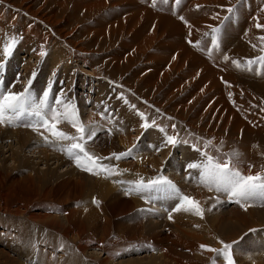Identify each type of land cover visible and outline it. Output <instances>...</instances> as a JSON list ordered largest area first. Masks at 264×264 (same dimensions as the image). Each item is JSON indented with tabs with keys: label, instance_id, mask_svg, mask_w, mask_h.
Instances as JSON below:
<instances>
[{
	"label": "rangeland",
	"instance_id": "rangeland-1",
	"mask_svg": "<svg viewBox=\"0 0 264 264\" xmlns=\"http://www.w3.org/2000/svg\"><path fill=\"white\" fill-rule=\"evenodd\" d=\"M58 1L0 0V58L4 59L3 44L13 37L17 41L16 48L25 51L28 57L26 62L20 63L21 71L19 76L17 75L12 91L17 92L21 89L22 76L31 75L35 69L33 67L36 65L35 60L41 59L42 71L35 83L46 78L47 73L50 77V73L58 71L54 79L56 81L58 77L66 79L65 91L67 89L75 91V87L78 86L79 89H89L96 94L91 108H96L101 97L109 98L107 104L111 103L113 123L108 131H102L97 127L96 122L100 123V120L86 111L88 107L84 106L82 100L79 103L75 101L74 106L78 108L80 120L96 129V137L87 147L89 152L103 158L135 145L136 154L138 150L140 153L139 156H135V160L124 159L117 162L115 159L102 160V163L115 166L121 173L106 179L104 173L93 175L73 167L70 164L74 163L73 160L68 157L63 159L62 154L60 156L53 151V147L59 143L52 142V147L47 148L49 146L46 144L42 145L45 141L25 128L0 126V209H3L0 210V264H213L216 254L201 248V245L220 249L222 248L220 241L233 244L235 264H264L262 256L264 203L253 200L245 202V207L227 206L226 193L209 191L200 184V180L193 177L190 178L192 181L190 183L185 176L198 173L197 176L200 178L199 169H190L188 165L204 162L206 158L201 155V151H207L209 155L217 158L221 156L222 161L219 159L221 162L228 160L233 152H237L238 160L232 158V162L242 174L250 175L244 173V167L254 173L253 175L264 174V136L255 140L250 135L254 132L246 131V128L251 130L258 125V134L264 133V80L256 75L255 71L240 70L232 63L246 62L243 60L226 61L232 66V69L229 68L232 70L231 77L215 67V65L219 67L217 64L219 58L228 57L231 52L238 56L255 55L253 45L257 47L261 40L253 39L254 35L264 33V28H256L257 23L264 25V11L258 10L259 0H252L254 1L252 4H249L250 0H242L241 3L238 0H182L175 11L171 10L168 3L157 2L158 7L160 4L162 5L160 8L165 7L164 12L148 10L147 6L151 5L148 0H124L123 4L118 0H101L104 8H95L91 11H87V6L94 4L91 0ZM75 3L86 6L81 8L83 12H77L72 8ZM10 4L19 5L20 8L15 9L21 15H25L27 12L25 9L29 8L30 12L33 11V16L36 14V18H51L55 27L50 23L53 25L52 29L36 19H31L33 22L31 20L18 22L9 14L17 12ZM261 4H264V0H261ZM208 5L210 7H207ZM151 7L153 6L149 8ZM191 7L199 8V11H193ZM229 7H235V14L222 25L223 18L229 15L226 11ZM109 10L115 11L117 16L114 20L117 22L127 18L130 20V17L133 18L140 11L144 13L141 20L137 19L132 27L125 28L130 31L144 29L141 31L151 33L152 37L147 38L150 41L144 46L143 52L138 51L139 44L135 48L132 47L137 42H129V36H125L127 35L125 29L116 30L103 40L101 35H94L95 29L91 28L85 32V27L97 24L100 15L104 22L97 24V32L104 28L108 29L111 23L117 27L116 22L109 21L110 18L107 16ZM169 10L170 13H175L169 15L167 12ZM189 12H195L190 14L196 15L197 19L190 20V15L187 14ZM182 14L184 19L198 25H203L204 19H215L216 27L225 30L221 34L220 49H213V55L207 52V49L211 48L210 34L209 37H205L204 34L206 31L211 33L210 29L214 26L208 27L204 22V31L191 33L188 26L186 30L184 29L186 24L184 19H180ZM248 15L256 20L255 24H252L254 20L251 22L252 25L247 21ZM12 16L17 17V14L14 13ZM148 17H151L150 21H144ZM158 18L165 19L164 28L169 29L177 25L180 30L178 37L177 32L173 31H167L166 36L161 35L162 31L157 28ZM65 20L68 24L64 23ZM201 20L203 21L200 22ZM235 20L237 22H234ZM37 23L40 36L31 34V29L37 28ZM63 23L67 28L64 26L65 31L61 34L59 30H63ZM229 26H235L236 29ZM51 29L57 35L67 33L65 38L67 41L72 39L74 43L72 46L80 48L82 45L84 50H87L80 53L84 61L78 57V53L76 58L72 57L74 52L71 46L67 44L65 46L60 40H52V37L48 40L43 32H50ZM144 34H141V40L146 39ZM247 39L251 40L248 44ZM244 46L247 50L242 51ZM180 49H183V54L179 53ZM116 50L120 51L119 58L113 56ZM63 51L66 52L64 56ZM41 52L45 54L42 56ZM16 53L13 50L11 57L17 59L19 63L22 57L18 60ZM57 53L62 59L56 65L54 57L59 55ZM158 55L159 61L155 59ZM169 58L170 63L165 65L163 59ZM174 60L177 61V66L172 67ZM51 66L55 70H52ZM193 73L199 76V81L191 79ZM108 77L109 80L123 85L121 92L114 83L116 87L114 99L109 94L110 85L105 80ZM148 78H151L149 82L152 81L156 87L153 85L150 88L145 87L144 82ZM87 79H92L89 85L84 82ZM231 81L237 84L233 85ZM192 82L196 85L193 86ZM232 92L238 96L229 98L228 94L234 95ZM165 93L166 98L163 96ZM61 96L59 97L62 99L63 96H68V93ZM176 99L177 102L186 99L181 106L189 105L184 117H177L178 120L174 118L179 113L175 112ZM64 102L66 103V100ZM154 102L159 104L162 115L158 109L149 108ZM166 112L168 116L164 114ZM140 113L144 114L145 119L141 118ZM196 114L198 118L196 122H192V116ZM113 117L115 119H112ZM235 121L237 122L234 128ZM144 124L150 125L148 129L143 127ZM60 125H64L65 132L75 134V129L69 124ZM60 125L59 129L64 131ZM236 128L242 130V133L236 132L238 131ZM168 136L176 139L175 146L166 143ZM206 141L212 142L208 148L204 147ZM193 146L201 151H197ZM52 155L58 157L54 158ZM241 156L244 157L243 160H239ZM160 172L162 176L175 181L181 194L184 193L202 202L200 206L204 210L203 219L183 211L173 214L171 219H165L164 211L157 206L160 203L155 202V206H152L154 210L146 212L149 204L141 201L139 195L124 196L123 189L128 190L133 186L128 183L131 179L142 178L147 181L156 178ZM119 178L125 183H120ZM201 195L203 196L200 197ZM204 197L210 198L206 201ZM43 217H45L43 221L37 220ZM238 218L246 221L241 223ZM230 223L234 226L228 230L226 226L228 228ZM216 264H224L223 259L216 258Z\"/></svg>",
	"mask_w": 264,
	"mask_h": 264
},
{
	"label": "snow or ice",
	"instance_id": "snow-or-ice-1",
	"mask_svg": "<svg viewBox=\"0 0 264 264\" xmlns=\"http://www.w3.org/2000/svg\"><path fill=\"white\" fill-rule=\"evenodd\" d=\"M161 4H167L169 0H159ZM181 0H175L178 5ZM157 0H152V6L156 7ZM199 7V6H198ZM229 13L228 16L223 18L222 25L225 21H229L231 16L235 14V7H229L226 9ZM183 20V17H180ZM186 23V22H185ZM256 28H264V25L256 24ZM222 34V27L211 28V48L208 50V54H212V50L220 49V38ZM209 33H205L208 36ZM264 42V37H259ZM16 39L9 38L2 46L3 61H0V76H2L3 70L7 60L11 57L12 52L16 46ZM190 43H192L190 41ZM199 42H197L198 44ZM255 48L256 46L253 45ZM264 51V48L261 49ZM45 53L41 52L43 56ZM228 57H225L227 60ZM232 63L240 70L253 72L256 75H264V55L256 57L254 59L247 60L243 65L239 61H232ZM257 66V67H253ZM35 72L32 73L34 78ZM32 79H29L28 86H26L21 92H13L11 88H5L3 86V80L0 79V126L18 127L24 126L31 128L34 132H37L46 143L56 142L60 144L59 150L62 151L69 159L73 160L78 168L83 171L90 172L93 175L105 174V178H109L113 175H120L121 173L115 166L102 163V160H121L123 158L130 157L133 149H129L123 153H113L110 157H97L93 153L89 152L87 145L89 141H93L96 137V129L91 128L80 120L79 115L76 112L74 105L65 103L60 97L54 98V101L50 102L49 89L44 91L42 97L37 99L31 92ZM14 86V85H13ZM142 119H145L144 114H139ZM62 123L69 124L75 129V134L67 133L59 129V125ZM153 124L155 121L152 122ZM150 125L144 124L143 127H149ZM49 133L52 140H49V136L44 135V132ZM163 131V129H161ZM67 142V143H64ZM166 143H170L173 146L177 143L174 137L168 136ZM211 141H206L204 147L211 146ZM195 147V146H194ZM201 151L200 149H196ZM201 155L206 159L202 163H191L188 165L190 169L200 170V184L208 188L209 191L215 190L216 192L226 193L229 199L234 200L241 207H245V202L259 200L264 203V174L257 173L255 175L242 174L233 164L232 158H238L239 153L233 152L231 157L221 162L217 157L211 156L207 151H201ZM120 183H125L120 181ZM131 183L133 186L127 190V194L135 192L137 194L162 192L174 197L177 200L175 207L172 211L186 212L192 215H196L203 219L204 210L200 206V202L192 197L183 195L176 188V186L164 176H158L154 179H150L145 182L142 178ZM154 197H148L149 200ZM95 203H98L94 201ZM246 210V209H245ZM169 215V219H171ZM254 231V230H253ZM222 248L213 249L207 245H201V248L207 251L214 252L216 258H222L224 264H235L233 258V244L224 243L220 241ZM216 258L213 259V264H216Z\"/></svg>",
	"mask_w": 264,
	"mask_h": 264
},
{
	"label": "bare ground",
	"instance_id": "bare-ground-1",
	"mask_svg": "<svg viewBox=\"0 0 264 264\" xmlns=\"http://www.w3.org/2000/svg\"><path fill=\"white\" fill-rule=\"evenodd\" d=\"M58 1V0H57ZM62 0H60V2H61ZM64 1V0H63ZM78 1H82V0H78ZM91 1H94V4H89L88 6H87V11H91V10H93V9H102V8H104V6H102V3H101V0H91ZM113 1V0H112ZM116 1V0H115ZM119 2H124V0H118ZM36 2V1H35ZM59 2V1H58ZM74 2V1H73ZM140 2V1H139ZM254 1H252V0H250L249 1V4H252ZM10 3V2H9ZM83 3V2H82ZM88 3H90V2H88ZM114 3V2H113ZM116 3V2H115ZM13 4V3H12ZM12 4H10V6H11V8H20V6L19 5H12ZM23 4V3H22ZM65 4V3H64ZM63 4V5H64ZM106 4H108V3H106ZM123 4V3H122ZM24 5V4H23ZM83 5H85L84 3H83ZM105 5V4H104ZM150 5V4H149ZM158 5V4H157ZM156 5V7H154V9H152L153 7H151V8H149L147 5V8H148V10H151V11H153V12H158V11H163L164 10V8H160L162 5L160 4V7H158ZM74 7H72V8H74V10L75 11H77V12H83V10H81V8H84V7H86V6H82V5H80V4H76L75 3V5H73ZM113 6V5H112ZM111 6V7H112ZM114 7V6H113ZM57 8V7H56ZM134 9H136V8H134ZM16 10V9H15ZM114 10V9H113ZM11 11H13V9L12 10H10V12ZM17 11V10H16ZM25 11H27V12H25V15H21L18 11L17 12H14V13H16L17 14V17H14V16H12V14H14V13H9L10 14V16L11 17H13L15 20H17L18 22L20 21H23V22H25L26 20H34V19H36L37 21H39V23L40 22H42V24L43 23H45L46 25H49L50 27L52 26L53 27V25H51L50 23H52V24H54L51 20V18H40V17H38V18H36L35 16H36V14H35V16H33L34 15V13H32V12H30V10H29V8H26L25 9ZM136 12V11H135ZM134 12V13H135ZM150 12V11H149ZM164 12V11H163ZM168 13H169V15L170 14H173V13H170V10L169 11H167ZM73 13V12H72ZM124 13V12H123ZM129 13V12H128ZM193 14V13H195V12H189V13H187V14H189L190 15V17H189V19L191 20V19H197L196 18V15H194V16H192L191 14ZM215 13H217V12H215ZM137 14V13H136ZM143 12H139L137 15H135L133 18H129L130 20H128V18L127 19H125V20H120L119 22H117V21H115L114 19H115V17L117 16L116 15V13H115V11H112V10H109L108 12H107V16H109V18H110V20L109 21H114V22H116L117 23V27H115L114 25H113V23H111V25H109V27H108V29H106V28H104V26H101L102 28H104V30L103 29H101L99 32H97V30H96V27H98L97 26V24H100L101 23V21H103V19H101V15L99 16V19L96 21V23L97 24H92L91 26L92 27H90V26H88V27H85L84 29H85V32L86 31H88L89 29H95V32H94V35H96V36H98V35H101V39L103 40V39H105V37H108L109 35H111V33H115L116 32V30L117 31H122V30H124L125 28H127V27H129V26H131L132 27V25L133 24H135L136 23V21L135 20H137V19H139V20H141L142 19V16H143ZM151 14V13H150ZM218 14V13H217ZM60 15V14H59ZM73 15V14H72ZM105 15V14H104ZM103 15V16H104ZM132 16H133V14H131ZM130 15V16H131ZM9 16V15H8ZM106 15H105V18L107 17ZM168 16V15H167ZM215 16H216V14H215ZM219 16V15H218ZM217 16V17H218ZM70 17H72V16H70ZM181 17V16H180ZM182 17H183V14H182ZM185 17H187L186 16V14H185ZM120 18V17H119ZM122 18V17H121ZM150 18L151 17H148V19H146V20H144V21H150ZM43 19V20H42ZM72 19V18H71ZM76 19V18H75ZM74 19V20H75ZM124 19V18H123ZM159 19V26L157 27V28H160V30L162 31V33H161V35H163V36H166L165 35V33L167 32V31H173V32H177V37H178V35H179V33H180V30H179V27L177 26V25H175L174 27H169V29L168 28H164V23H163V21L165 20L164 18H158ZM31 20V21H32ZM56 20V19H55ZM54 20V21H55ZM77 20V19H76ZM180 20V19H179ZM93 21H95V20H93ZM203 20H201L200 22H202ZM33 22V21H32ZM104 22V21H103ZM183 22V21H182ZM186 22V23H185ZM192 21H189L188 19H184V23L186 24V27L185 26H183V27H185L184 29L186 30V28H187V26H188V28L190 29V31H191V33H199V32H202V31H204V27L205 26H203L204 25V22H206V21H204L203 22V25H198V24H196V23H194V22H192ZM234 22H237L236 20L234 21ZM13 23H15V21L13 22ZM27 23V22H26ZM29 23V22H28ZM64 23L65 24H68V21H64ZM63 23V25H62V29H63V27L65 26V24ZM155 23V22H154ZM149 24H150V22H149ZM205 25L206 26H208L209 27V25H208V23L206 22L205 23ZM43 26V25H42ZM157 26V25H156ZM227 26V25H226ZM27 27V26H26ZM36 27V26H35ZM34 27V28H35ZM47 27V26H46ZM51 27V28H52ZM54 27H55V24H54ZM66 27V26H65ZM202 27V28H201ZM207 27V28H208ZM228 27V26H227ZM229 27H231V28H233V29H236V27L235 26H229ZM25 28V27H24ZM30 28V27H29ZM38 28V29H37ZM37 28H35L34 30L33 29H31V34H35V35H39L40 36V33H39V27H38V23H37ZM45 28V27H44ZM67 28V27H66ZM53 29V28H52ZM51 29V30H52ZM50 30V29H49ZM141 30H144V29H141ZM140 29H138L137 31H130V30H126L125 29V31H126V34L127 35H125V36H129V39H130V43H132V42H137L136 44H135V46H132L133 48H135L138 44V51H140V52H143V50H144V46H147V43L150 41V39H148L147 40V38H149V37H152V35H150V34H146L144 31H141ZM208 30H209V28H208ZM211 30V29H210ZM231 30V29H230ZM59 31H61V34H62V32H64L65 30L63 29V30H59ZM76 31V30H75ZM75 31H72V32H74L75 33ZM47 32H49V31H47ZM47 32L45 31V32H43V34H46L47 35V38H48V40L52 37V40H60L61 42H63L64 44H65V46H66V44L67 45H69V46H71L72 48H73V56L72 57H75L76 58V53H78V57L80 58V59H82L83 61H84V57H82V56H80V53H82V52H87V50H84V48L82 47V45H80L81 47L79 48H76V47H74V46H72L74 43H73V41H72V39H70L69 41H67V39L65 38V36H66V34L67 33H64L63 35H57V34H54L53 33V30L52 31H50L48 34H47ZM231 32H233V31H231ZM37 33H39V34H37ZM60 33V32H59ZM145 33V34H144ZM204 33V32H203ZM205 33H207V31L205 32ZM141 34H144V36H145V40H141V38H140V36H141ZM235 33H231V35H234ZM34 35V36H35ZM170 35H172V34H170ZM175 35V36H176ZM205 35V34H204ZM33 36V37H34ZM75 36V35H74ZM189 36H192V35H189ZM50 37V38H49ZM68 37V36H67ZM206 37V36H205ZM230 37H232V36H230ZM39 38V37H38ZM45 38V37H44ZM37 39V38H36ZM42 39V38H41ZM68 39H69V37H68ZM100 39V40H101ZM109 39V38H108ZM183 39H185V38H183ZM196 39V38H195ZM201 39V38H200ZM44 40V39H43ZM96 40V39H95ZM147 40V41H146ZM198 40V39H197ZM37 41H39V40H37ZM46 41V40H45ZM57 41H54L55 43H57ZM98 42V41H97ZM209 42V41H208ZM54 43V44H55ZM193 43V42H192ZM195 43V42H194ZM236 43V42H235ZM60 44V43H59ZM128 45V44H127ZM171 45V44H170ZM58 46H60V45H58ZM166 46V45H165ZM194 46H196L195 44H194ZM169 47V46H168ZM174 47V46H173ZM207 47H208V45H207ZM226 48V47H225ZM59 49L61 50V48L59 47ZM89 49V48H88ZM238 49V48H237ZM161 50V49H160ZM243 50H247V48L244 46V49H242V51ZM175 51V50H174ZM241 51V50H240ZM242 51H241V54H242ZM94 52V51H93ZM183 52V49H180V52L179 53H181V54H183L182 53ZM198 52V51H197ZM207 52H208V49H207ZM64 53H65V55H66V52L65 51H63V56H64ZM97 53L98 52H96V55H97ZM118 53H120V51H117L116 53H113V56H117L118 57ZM137 53V52H136ZM204 54H205V52H203ZM245 53V52H244ZM243 53V54H244ZM57 54H59V53H57ZM139 54V53H138ZM200 54V53H199ZM71 55V54H70ZM207 55V54H206ZM211 55H213V54H211ZM230 55V54H229ZM228 55V58L230 59V56ZM31 56V55H30ZM98 56V55H97ZM112 56V57H113ZM247 56V55H246ZM201 57V56H200ZM210 57V56H209ZM208 57V58H209ZM26 58V57H25ZM119 58V57H118ZM212 58V57H211ZM30 59V58H29ZM34 59V58H33ZM54 59H55V64L57 65V63L62 59V57H61V55L59 54L58 56L56 55L55 57H54ZM155 59L156 60H158V59H160V56L158 55L157 57H155ZM206 59V58H205ZM204 59V60H205ZM216 59H217V57H216ZM215 59V60H216ZM219 59H221V60H219ZM218 59V65H219V67H217L216 65H215V63L213 62V64L215 65V67L217 68V69H221L222 70V72H223V74L225 73L226 75H228L229 77H231V76H233L232 75V70H230V69H232V66H230L229 65V63L228 62H226L227 60H225V58H223V57H221V58H219ZM64 60V59H63ZM211 60H213V59H211ZM75 61V60H74ZM159 61V60H158ZM163 61H165V65H167V63H170V61H171V59L169 58V60L168 59H163ZM206 61V60H205ZM231 61V60H230ZM28 62H29V60H28ZM85 62H87V61H85ZM216 62V61H215ZM82 63V62H81ZM101 63V62H100ZM205 63H209V62H205ZM59 64V63H58ZM88 64V63H87ZM209 64H211V63H209ZM53 65V64H52ZM206 65V64H205ZM171 66L172 67H175V66H177V61H173L172 62V64H171ZM212 67V65L210 66V68ZM26 68V67H25ZM65 68V67H64ZM159 68V67H158ZM157 68V69H158ZM230 68V69H229ZM81 69V68H80ZM170 69V68H169ZM181 69V68H180ZM235 68H233V70H234ZM59 70V69H58ZM164 70V69H163ZM208 70V69H207ZM51 71V70H50ZM64 71V70H63ZM89 71L91 72V70L89 69ZM166 71V70H165ZM171 71V70H170ZM199 71V70H198ZM197 71V72H198ZM162 72V71H161ZM237 72H239V71H237ZM170 73V72H169ZM189 73H192V72H189ZM64 74V73H63ZM62 74V75H63ZM168 74V73H167ZM218 74L219 75H221V73H220V71H218ZM6 75L7 76H9L10 74H9V71H7L6 72ZM153 76H155V74L153 75ZM188 76V75H187ZM222 76V75H221ZM10 77H11V75H10ZM162 77V76H161ZM189 77V76H188ZM191 79H193L194 81H199V76H197L196 74H192L191 76ZM224 77V76H223ZM253 77H254V75H253ZM17 78H18V76H13L12 77V79H11V81H10V83H9V85L7 86V88H11V90L13 89V85L16 83V80H17ZM160 78V77H159ZM211 78V77H210ZM150 79L151 78H148V80L147 81H145L144 83V85H145V87L146 88H150V87H152L151 85H153V86H155L154 84H153V82L151 81V82H149L150 81ZM176 79V77L174 78V80ZM180 80V79H179ZM127 81H129V79H127ZM185 81V80H184ZM186 81H187V79H186ZM150 83V85H149V83ZM210 82V81H209ZM232 82V84L233 85H235V84H237V82H235L234 83V81H231ZM228 83V82H227ZM133 84V83H132ZM191 84V83H190ZM218 84H219V82H218ZM217 84V85H218ZM224 84V83H223ZM95 85V84H94ZM192 85L194 86V85H196V83H194V82H192ZM70 86V85H69ZM71 87V86H70ZM156 87V86H155ZM170 87V89L172 90V88H171V86H169ZM237 87V86H236ZM177 88V87H176ZM197 88V87H196ZM204 88H202V90H203ZM214 89V88H213ZM205 90H206V87H205ZM210 90V89H209ZM204 91V90H203ZM230 93V92H229ZM233 93V92H232ZM234 94V93H233ZM229 95V98H233L235 95L236 96H238V94L236 93V94H234V95H232V94H228ZM59 96H61V95H59ZM165 98L167 97L166 96V93L163 95ZM62 97V96H61ZM192 98V97H191ZM182 99V98H181ZM234 99H236V98H234ZM185 101H186V99L184 100V101H181V102H177V99H176V101H175V112H179V113H177L176 115H175V119L176 120H178V118L179 117H184V112L187 110V108L189 107V105H186V106H181V104H184L185 103ZM237 102V101H236ZM193 103V102H192ZM158 104V103H157ZM235 104V103H234ZM233 106V105H232ZM155 108H156V110L157 109H161L159 106H155ZM130 109V108H129ZM200 109V108H199ZM82 111V110H81ZM81 113V112H80ZM195 113H196V110H195ZM166 116H168L167 114H168V112H166V113H164ZM200 114V113H199ZM178 117V118H177ZM197 114L196 115H193L192 116V122H196V120H197ZM85 119V118H84ZM94 120V119H93ZM258 120H259V118H258ZM88 121V120H87ZM92 121V120H91ZM237 121H240V120H237ZM237 121H235L234 122V128H235V126H236V122ZM262 122V121H261ZM97 123V122H96ZM95 123V124H96ZM66 124V123H65ZM90 124V123H89ZM90 125H92V124H90ZM129 125V124H128ZM190 125V124H189ZM60 126H62V125H60ZM64 126V125H63ZM62 126V128L64 129V127ZM93 126V125H92ZM123 126V125H122ZM193 127V126H192ZM196 127V126H195ZM255 128H251V130L249 129V128H246V131L248 132V131H252V132H254V133H252V134H250L252 137H254L255 138V140L257 139V138H260V136H264V133L261 135V134H258V130H259V127H258V125H255L254 126ZM61 128V127H60ZM237 129V128H236ZM236 129H234V131H236ZM3 130V129H2ZM27 130V129H26ZM61 130V129H60ZM238 130V129H237ZM264 130V129H263ZM29 131V130H28ZM41 131L42 132H44V130L43 129H41ZM64 131H65V129H64ZM245 131V132H246ZM30 132H32L34 135H36L38 138H40V139H42L43 140V142L45 141L43 138H42V136L40 135H38V133L37 132H33V131H30ZM236 132H240V134L242 133V130H238V131H236ZM22 133V132H21ZM28 133V132H27ZM8 134V133H7ZM29 134V133H28ZM25 135V134H24ZM23 135V136H24ZM44 135H46V136H49V140L51 141L52 140V138H51V136L49 135V133H47V132H44ZM28 136V135H27ZM248 136V135H247ZM247 136H244V137H247ZM236 137V136H235ZM18 138V137H17ZM22 138V137H21ZM245 139H247V138H245ZM253 139V138H252ZM261 139V138H260ZM264 139V138H263ZM249 140V139H248ZM254 140V139H253ZM130 141V140H129ZM250 141V140H249ZM26 142V141H25ZM27 142H29V141H27ZM248 142V141H247ZM44 144H46V145H48V144H53L52 142H50V143H46V142H44L42 145L44 146ZM56 144V143H55ZM22 145V144H21ZM124 146V145H123ZM46 147V146H45ZM57 147H59L60 148V144H58L57 145ZM56 149V148H55ZM56 152H57V149L55 150ZM184 152V151H183ZM228 152V151H227ZM180 154H183L184 155V153H180ZM50 155V154H49ZM59 155V154H58ZM58 155H57V157H58ZM161 155V154H160ZM192 155V154H191ZM61 156V155H60ZM52 157H56V156H53L52 155ZM56 157V158H57ZM164 157V156H163ZM64 159V158H63ZM190 158H188V160H189ZM218 159H222L221 158V156H219L218 157ZM244 159V157L243 156H241V159H239V160H243ZM156 160H157V158H156ZM235 160H238V159H236L235 158ZM142 161H144V160H142ZM161 161V160H160ZM222 161V160H221ZM225 161V160H224ZM160 163V162H159ZM162 163V162H161ZM153 166V165H152ZM187 166V165H186ZM138 167V166H137ZM150 167H151V165H150ZM237 167V166H236ZM137 169V168H136ZM244 169V173L245 174H247V173H249L250 175H253L254 173H252L251 171H249L248 169H246L245 167L243 168ZM254 170V169H253ZM256 171V170H255ZM176 179V178H175ZM174 179V180H175ZM178 179V178H177ZM187 179V178H186ZM179 180H180V178H179ZM198 180H200V178H198ZM181 181V180H180ZM182 183V182H181ZM195 184H196V182H195ZM199 185V184H198ZM106 186V185H105ZM193 186V185H192ZM183 187V186H182ZM186 187V186H185ZM184 188V187H183ZM186 189V188H185ZM196 191V190H195ZM194 192V191H193ZM196 192H199V191H196ZM192 194V193H191ZM201 194V193H200ZM192 195H195V194H192ZM205 197H206V195L205 194H203ZM203 195H201L200 197H202ZM196 197V196H195ZM200 197H196V198H198V199H200ZM204 197V198H205ZM209 198L210 197H208V199H206V201H208L209 200ZM212 196H211V200H212ZM210 200V201H211ZM206 201H205V203H206ZM213 201V200H212ZM176 202L177 201H175V202H173V204L172 205H174L173 206V208L175 207V204H176ZM204 202V201H203ZM2 203V202H1ZM201 204H202V202H200ZM204 203V204H205ZM208 203V202H207ZM210 203V202H209ZM214 203V202H213ZM200 204V205H201ZM216 204V203H215ZM1 205V204H0ZM3 205V204H2ZM171 205V206H172ZM205 205H208V204H205ZM213 205V204H212ZM211 205V206H212ZM5 206V205H4ZM167 206V210H171V208L169 207V205H166ZM213 206H215V205H213ZM1 207V206H0ZM11 209V208H10ZM0 210H3L2 208L0 209ZM154 210V209H153ZM157 211V210H156ZM11 213V212H10ZM176 213H178V212H173L172 214H170L171 216L173 215V214H176ZM262 213V212H261ZM9 214V213H8ZM264 214V213H263ZM16 215V214H15ZM72 216V215H71ZM19 217V216H18ZM47 217V216H46ZM53 217V216H52ZM70 217V216H69ZM9 218V217H8ZM44 218L45 217H43V218H38L37 220L39 221V220H41L42 219V221L44 220ZM56 218V217H55ZM240 218H242V216H240ZM240 218H238L237 220H239ZM46 219H48V218H46ZM51 219V218H50ZM49 219V220H50ZM241 221V223H243V222H245L246 220L245 219H243V220H239V222ZM49 222H51V221H49ZM158 225V224H157ZM189 225H190V223H189ZM234 226V224H229V227L227 228V226H226V229H231V226ZM45 226V225H44ZM79 226V225H78ZM191 228V227H190ZM190 228H189V230H190ZM225 229V228H224ZM207 230V229H206ZM208 232H210V230H207ZM226 232V231H225ZM230 232V231H229ZM229 232H227V233H229ZM222 233V232H221ZM224 233V232H223ZM52 234V233H51ZM72 234V233H71ZM179 234V233H178ZM183 234H185V233H183ZM207 234H209V233H207ZM182 235V234H181ZM186 235V234H185ZM197 235H198V233H197ZM232 235H233V233H232ZM231 235V236H232ZM51 236V235H50ZM64 236V235H63ZM66 236V235H65ZM64 236V237H65ZM209 236V235H208ZM226 236V235H225ZM231 236H230V238H231ZM236 236V235H235ZM235 236H234V238H235ZM57 237V236H56ZM63 237V238H64ZM71 237V236H70ZM175 237V236H174ZM215 237V236H214ZM226 237H228V236H226ZM60 238V237H59ZM229 238V237H228ZM211 239V238H210ZM65 240H66V238H65ZM215 240H217V239H215ZM214 240V241H215ZM210 241V240H209ZM161 249V248H160ZM163 249V248H162ZM162 251V250H161ZM199 251V250H198ZM163 252L164 253H166L164 250H163ZM159 254H161L160 252H159ZM165 255V254H164ZM239 255V254H238ZM161 256H163V255H161ZM237 256V255H236ZM239 256H241V255H239ZM164 257V256H163ZM165 257H167V255L165 256ZM168 259H169V257H168ZM171 259V258H170ZM200 259V258H199ZM158 260V259H157ZM172 260V259H171ZM240 260V259H239ZM211 262V261H210ZM156 263V262H155ZM213 263V262H212ZM161 264V263H160ZM164 264V263H163Z\"/></svg>",
	"mask_w": 264,
	"mask_h": 264
},
{
	"label": "crops",
	"instance_id": "crops-1",
	"mask_svg": "<svg viewBox=\"0 0 264 264\" xmlns=\"http://www.w3.org/2000/svg\"><path fill=\"white\" fill-rule=\"evenodd\" d=\"M207 23H208V25L210 26V25H212V26H214V27H216V21H215V19L213 20V19H204ZM95 31V30H94ZM225 32V30H223L222 29V33H224ZM118 50H116L114 53H116ZM227 61H230L229 60V58L227 59ZM173 83V82H172ZM152 104V106H149V108L151 107H153L154 108V110H156V108H155V106H159V104H157L156 102H154V103H151ZM147 106V105H146ZM161 106V105H160ZM162 107V106H161ZM159 110V112L161 113H159L160 115H162V110L161 109H158ZM157 112V111H156Z\"/></svg>",
	"mask_w": 264,
	"mask_h": 264
},
{
	"label": "flooded vegetation",
	"instance_id": "flooded-vegetation-1",
	"mask_svg": "<svg viewBox=\"0 0 264 264\" xmlns=\"http://www.w3.org/2000/svg\"><path fill=\"white\" fill-rule=\"evenodd\" d=\"M115 66L117 67V65L115 64Z\"/></svg>",
	"mask_w": 264,
	"mask_h": 264
}]
</instances>
